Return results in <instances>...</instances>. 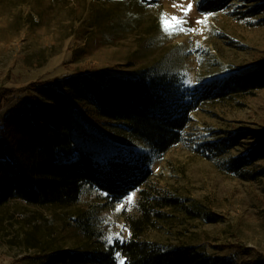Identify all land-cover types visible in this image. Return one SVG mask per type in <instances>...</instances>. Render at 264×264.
Returning a JSON list of instances; mask_svg holds the SVG:
<instances>
[{
	"label": "rangeland",
	"instance_id": "1",
	"mask_svg": "<svg viewBox=\"0 0 264 264\" xmlns=\"http://www.w3.org/2000/svg\"><path fill=\"white\" fill-rule=\"evenodd\" d=\"M200 1L0 0V85L25 90L83 70L149 66L182 73L194 85L264 60V0H231L212 13L201 12ZM171 17L192 31L168 34L162 20ZM258 132H264V89L194 110L184 140L155 161L149 183L203 204L218 222L166 210L169 221L148 239L203 245L222 256L240 247L264 258V158L249 166L254 178L243 179L223 171L225 157L208 159L197 151L201 140L223 138L235 144L228 157L240 156L255 147ZM143 188L129 194L131 202L129 195L111 202L86 187L70 207L7 203L0 208V264H38L52 252L128 240Z\"/></svg>",
	"mask_w": 264,
	"mask_h": 264
},
{
	"label": "trees",
	"instance_id": "2",
	"mask_svg": "<svg viewBox=\"0 0 264 264\" xmlns=\"http://www.w3.org/2000/svg\"><path fill=\"white\" fill-rule=\"evenodd\" d=\"M230 1L201 0L198 8L217 12ZM263 89L264 60L194 85L182 73L153 66L83 70L56 85L36 81L25 90L0 85V208L11 201L70 207L86 187L117 202L145 186L128 240L105 248L52 252L38 264H119V258L123 264H264V258L240 247L236 254L222 256L210 254L203 245H168L147 237L165 227L166 210L218 222L203 204L182 201L151 185L154 163L184 140L194 110ZM258 138L240 156L228 157L235 144L223 138L201 140L197 151L208 159L225 157L220 162L225 173L253 179L248 169L264 158V132Z\"/></svg>",
	"mask_w": 264,
	"mask_h": 264
},
{
	"label": "snow or ice",
	"instance_id": "3",
	"mask_svg": "<svg viewBox=\"0 0 264 264\" xmlns=\"http://www.w3.org/2000/svg\"><path fill=\"white\" fill-rule=\"evenodd\" d=\"M191 5L188 6V10L191 9ZM185 15H187V11H185ZM207 19V18H205ZM186 23V21H184L183 19L181 18H178V17H171L170 19L169 18H163L162 20V25H163V29L165 32H167L168 34H173L174 31L178 32V31H192L191 29H184L182 27V25ZM197 23H204L203 20H200V21H197ZM134 195V194H133ZM133 195H129L127 197L128 201L131 202L132 199H133ZM119 207H123L122 205L119 206ZM119 207H118V210H119ZM116 238L119 239V234H116ZM112 240V237H109V241ZM121 264H123V261H121Z\"/></svg>",
	"mask_w": 264,
	"mask_h": 264
}]
</instances>
